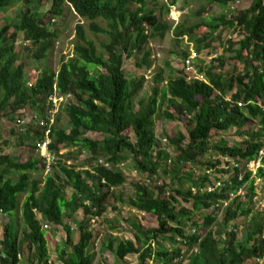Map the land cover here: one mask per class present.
<instances>
[{
	"label": "trees",
	"instance_id": "obj_1",
	"mask_svg": "<svg viewBox=\"0 0 264 264\" xmlns=\"http://www.w3.org/2000/svg\"><path fill=\"white\" fill-rule=\"evenodd\" d=\"M47 1L50 6L41 15L40 9ZM147 1L0 0V12L12 3H23L19 22L6 23L0 28V122L5 116L16 114L21 123L25 119L20 116L31 107L41 111L40 118L47 119L44 113L53 108L48 99L57 86L61 95H71L66 109L71 130L52 129L50 151L59 155L62 149L78 147L92 153L89 161H103L92 170H77L76 166L60 162L53 167V173L42 180L31 176L32 172L45 170L40 156L22 163L16 157L1 155L0 211L8 220L0 235V264L23 261L49 264L42 248L48 238L43 221L63 226L67 233L64 248L58 251L63 264H93L90 248L94 234L84 219L104 216L112 203L113 209H117L114 191L126 183V177L116 167L123 163L126 154L154 185L152 191L144 184H135L136 195L129 204L138 211L155 215L159 227L144 229V240L137 239L136 243L118 241L115 246L113 238L107 248L113 251L119 264H128L126 259L131 254L139 255L140 264H150L153 259V264H173L174 259L182 257L183 248L198 249L186 259V264H249L264 259V214L249 218L258 187L252 174L247 173L240 181L241 171L236 169L219 190H207V186L214 183L215 172L220 178L231 174L220 168L224 157L248 162L256 160L264 148V0H246L249 8L233 17L222 13L217 18H210L213 6L225 11L230 3L242 0H205L206 5L194 18L202 20L207 16L208 22L178 25L174 35L177 40L188 37L195 49L202 52L211 48L215 35H220L218 31L231 29L234 35L224 44L228 59L220 56L212 60L211 65L198 67L197 73L203 79L186 68L176 70L167 62L172 76L166 80L162 72L158 73L152 95L146 101H136L145 79L129 80L124 69L125 59L136 57L138 69H150L153 64L152 52L147 49L149 40L164 38L172 29L154 10L146 8ZM177 1L172 0L167 11ZM133 5L138 8L133 10ZM67 9L88 21L90 31L111 39L102 46L108 57L98 53L96 44L87 38L83 24H78L74 57L62 62L58 72L45 69L43 75L28 86L24 64L16 66L20 59V52L15 49L19 34L23 42L39 46L40 50L35 53L37 60H47L48 51L59 38L56 30L47 27L48 23L62 18ZM98 20L106 22L107 27L98 25ZM148 30L152 33L148 34ZM181 57L186 59L189 55L184 52ZM215 64L230 68L225 73L218 72ZM164 82L167 83L162 97L165 110L160 103L163 93L160 85ZM158 117L187 125V136L178 134L168 138L176 146L175 157L158 141ZM231 129L234 136L242 138L238 145L228 146L221 141L210 146L214 134ZM85 132L104 133L105 137L99 142L85 138ZM24 138L38 143L44 140V134L36 128L33 135L28 131ZM208 154H218L219 158L199 164ZM106 164L113 167L107 168ZM199 165L204 173L197 177ZM167 176L171 178L167 180ZM258 177L264 178V168ZM64 187L71 188L72 193L68 194ZM242 189L245 195L236 196L224 207L229 195H237ZM180 200L190 207L180 205ZM217 208L223 214L220 224L211 213L198 221L197 213ZM78 211L84 217L80 222L75 219ZM19 212L21 219L17 216ZM64 219L78 224L79 242H73L71 227L64 224ZM241 219L243 221L239 222ZM20 221L25 225L23 230ZM201 228H204L202 234L187 236V230L199 232ZM223 235L226 238H222ZM162 237L174 248H165ZM152 242H156V249L151 246ZM179 263L185 264L182 259Z\"/></svg>",
	"mask_w": 264,
	"mask_h": 264
},
{
	"label": "rangeland",
	"instance_id": "obj_2",
	"mask_svg": "<svg viewBox=\"0 0 264 264\" xmlns=\"http://www.w3.org/2000/svg\"><path fill=\"white\" fill-rule=\"evenodd\" d=\"M171 1L172 0L147 1L146 8L149 10H154L156 15H158L161 20L169 23L172 26L171 31H169L164 38L156 37L155 39L149 40L147 49L151 50L152 52V67L150 69H147L146 67L138 69L136 67V64L138 63V59L136 57H133L130 60L125 59L124 69L127 78L129 80H134L144 77L145 79L143 90L136 101L142 99L146 101L152 95V89L156 86L155 77L158 73L162 72L166 80L170 76H172L170 69L167 67V62H169L170 66L176 70H183L186 68L184 64L186 59L181 57L182 53L184 52L188 55H190L192 51L198 54V58L194 62L197 72L198 67H200L201 65L209 66L211 65L212 60H215L220 56L225 60H227L229 57V55L224 54V44H226V41L234 35L235 31L231 29L218 31L217 34H219L220 32V35H215L216 38L213 37L215 39L212 40L211 48L205 49L202 52H198L195 49V45L190 42V40H188V37L185 36L183 39L177 40L174 35V30L178 25L184 24V26H189L197 24L201 21L208 22L207 16H205L202 20L194 18L195 13H197L203 6L206 5L205 0H178L176 5L171 7V9L167 11V6H170ZM44 6V8L40 9L41 15L47 12L50 6V2L47 1V5ZM137 8L138 6L136 5L132 6L133 10H136ZM247 8H249V4L246 0L239 1L238 3H230L229 7L225 11L219 6L215 5L211 9L210 18H217L222 13H227L229 16L233 17L236 16L238 12ZM22 10L23 3L18 2L12 3L10 7L1 11L0 28H2L6 23L17 24L19 22V14L22 12ZM78 24H83L87 38L96 44V46L98 47V53L103 54L106 58L108 57L107 52L104 51V48L102 46L109 43L111 39L105 34H95L90 31V23L88 21L82 20L73 12V10L67 9L65 15L62 18H55L48 23L47 27H49L50 30H56L59 34V38L55 43L52 44L51 49L48 51L47 60H37L35 58V53L36 50H40L39 46L36 47L30 42H23L22 36L21 34H19V38L15 42V49L16 51L20 52V59L18 60L16 66L24 64L25 81L28 83V86L34 84L43 75L45 69H49L53 72H58L62 62H66L67 60L74 57V45L76 42V25ZM97 24L104 28L107 27V23L103 20H98ZM151 33L152 30H148V34ZM215 65L218 68V72L222 73H225L230 68L229 65H225V68H221L217 64ZM195 75L199 79H203V76L198 75V73H196ZM56 87L57 86H55V88ZM160 87L163 90L160 103L163 104L162 97L165 96L167 83H162ZM216 98L221 99L220 95H216ZM70 99V97H67L59 101L55 99L56 102L53 100L51 101L53 108L47 109L44 115H46V117L50 116L49 111L51 110V119H53V123H51L50 126L52 129H65L66 131L71 130V123L69 121L68 116L66 115V109ZM163 106V110H165L166 103H164ZM6 112L10 114V109H7ZM40 113L41 111L37 110L34 107L25 110V113L22 114L20 117L22 119H25L26 123H19L18 116H16V114H10L2 119V121L0 122V156H13L18 158L19 161L22 163L27 162L31 159L39 158L40 154H38V151L35 148L37 140H27L24 138V136L28 131H30L31 135H33V132L37 128L36 119L39 121L43 119L40 118ZM186 126L187 125H184L179 120L171 122L165 120L163 117H158L156 119V135L158 141L161 143V146L170 153L172 157H175L176 146L174 147V145L170 143L168 138L169 136L174 137L178 134L187 136L188 133ZM233 133L234 130L231 129L227 132L214 134L210 146L215 145L216 143H219L221 141H224L228 146L238 145L242 138L234 136ZM83 136H85V138H90L92 140L101 142L104 140L105 134L85 132ZM91 155V152L81 151L78 147L62 149L59 155L56 154V161L54 167L61 162L62 164H66L68 166H76L77 170H92L94 165L100 164L101 160L98 161V163L89 161ZM217 158H219L218 154H214V156L208 154L205 159H202L199 162V164H203L204 162H207L209 160H215ZM116 169L121 170V172L126 177V183L121 187L116 188L114 191L116 194V200H114V205L117 207V209H113L112 203V205L109 207V210L106 214H104V216L99 218L88 216L86 219H84L88 224L89 231L93 232L94 234L93 244L90 248V253L94 256L93 264H119L117 262L116 255L111 249L107 248L108 244L112 242L113 238L115 239V246L117 245L118 241L130 240L136 243L137 239H140L142 241L144 240V229H154L159 227V221L155 215L138 211L129 204L131 200L135 198L136 195L135 184H144L150 190L153 191V183L148 181V177L146 174L140 172L138 169L135 168V162L129 154L125 155V160L122 164L116 167ZM190 171L194 172V169L190 168ZM51 173H53V171ZM203 173L204 169L201 168V165L197 166V177L202 176ZM47 175H49V173H47L46 170H41L40 173L32 172L31 174L32 178H40L42 180H44ZM233 175L234 173L229 175H223L220 178L219 173L215 172L213 184H219L220 187L222 183L227 182ZM15 178L17 177L15 176ZM169 178L171 177L167 176V180H169ZM260 185L262 186L258 187V199L257 201L254 200V204L252 205L253 211L249 215V218H254L264 214L263 182ZM66 189L68 194L72 193L71 188ZM25 198L26 197L24 196L20 199V207H22ZM233 199L234 198L232 197V195H229L228 202H224V207H226L228 203H230ZM258 200L263 202V205L260 206V208L256 207V204L258 205ZM180 205L186 204L180 200ZM186 206L190 207V205L188 204ZM213 210H215V212H213ZM210 213L214 214V216L216 217V223L220 224L222 221L223 214L222 211L218 210V208L197 213L196 216L198 221H202L203 217L209 215ZM17 216L21 219L22 213L19 212ZM38 218L43 221V218L40 214H38ZM83 218L84 217L81 211H78L75 214V219L77 221L80 222ZM7 220V216H5L0 211V235L3 233V228ZM242 221L243 219H241L239 222ZM19 223L20 228L23 230L25 227L23 221H20ZM46 223L47 222L43 221L44 230L46 231L48 236L45 244L42 247L44 255L48 257L47 261L49 263L51 262L52 264H63V262L59 259L58 251L59 249L64 248V243L67 239V233L63 226L48 225ZM64 224H69V226L71 227L73 242H79L81 234L76 221H67L66 219H64ZM247 225L248 224H246L245 226ZM213 227L216 228L217 226L214 224ZM203 229L204 228L199 229L198 233L202 234ZM229 229L230 228H228V230ZM222 238L226 237L223 235ZM167 240V238H161L162 244L166 246L165 248H174ZM190 255L191 250H186V256L189 257ZM126 261L137 262L138 258H136L134 254H131L127 257ZM21 264L31 263L23 261ZM249 264L260 263L252 261Z\"/></svg>",
	"mask_w": 264,
	"mask_h": 264
},
{
	"label": "built area",
	"instance_id": "obj_3",
	"mask_svg": "<svg viewBox=\"0 0 264 264\" xmlns=\"http://www.w3.org/2000/svg\"><path fill=\"white\" fill-rule=\"evenodd\" d=\"M198 58V54L196 52H193L189 55L188 58H186L185 60V67L188 68L189 70L193 71L195 74L197 73V70L195 68V61L197 60ZM198 78V77H197ZM67 97H70L71 98V95H61L56 88H54V91L52 93V95H50L49 97V102L52 103L51 101H55V99H57V101L63 99V98H67ZM70 101V100H69ZM50 116L47 118V120L43 119V120H37L36 119V125L38 128H40L44 134V140L42 142H38L36 144V147H37V151H38V154H40L42 160H43V163H44V167H45V170L47 173H51L53 171V167H54V164H55V161H56V154L52 153L49 149V146L51 144V137H50V134H51V126L50 124L53 123V119H51V111H50ZM22 123H26L25 120L22 121ZM101 164H103V161H100ZM106 167L107 168H111L112 166L109 165V164H106ZM221 169L225 170L226 172H231L232 173H235V170L236 169H240L241 171V175L239 177V180L242 181L243 177L247 174V173H251L252 174V178H255L256 179V186L260 187L262 185H260L262 182L264 184V178L262 177H258V173L259 171L264 168V149L261 150L259 152V155L257 157L256 160H251V161H244V162H238V161H233V160H230L229 158L227 157H224L223 158V162H222V166L220 167ZM219 184L218 185H208L207 186V190L209 192L213 191L214 189H217L219 190ZM258 187L256 189V195H255V198L254 200L257 201L258 199ZM195 191V189H193ZM228 195V193H227ZM233 198H235L236 196H241L243 197L245 195V191L244 189L240 190L237 195H234V194H231ZM225 202V201H224ZM228 202V200L226 201V203ZM261 204V205H260ZM263 205V202L258 200V205L256 204V207L257 208H260V206ZM195 235H200V233H198V231L196 229H189L187 230V236H195ZM202 240V238L199 239V242ZM156 242H152L151 246L156 249ZM180 245V244H179ZM192 252H198V249L197 248H194L193 250H191V253ZM136 256V258H138V261H130L127 263L128 264H140L139 263V255L138 254H134ZM181 255L182 257L179 258V259H174V262L173 264H180V260L182 259L184 262L186 261V259L188 258L186 256V249L183 248L182 252H181ZM184 256V257H183ZM155 259H153L150 263L153 264ZM136 262V263H135ZM256 262L260 263V264H264V259H258ZM187 263V262H186ZM38 264V263H36ZM49 264H52L51 262ZM160 264H163L162 262Z\"/></svg>",
	"mask_w": 264,
	"mask_h": 264
},
{
	"label": "clouds",
	"instance_id": "obj_4",
	"mask_svg": "<svg viewBox=\"0 0 264 264\" xmlns=\"http://www.w3.org/2000/svg\"><path fill=\"white\" fill-rule=\"evenodd\" d=\"M48 101H49V99H48ZM50 103V102H49ZM39 118V117H38ZM48 118V117H47ZM44 119V118H43ZM43 119H41V120H43ZM45 120H47V119H45ZM38 128V127H37ZM40 129V128H39ZM40 131L42 132V130L40 129ZM43 133V132H42Z\"/></svg>",
	"mask_w": 264,
	"mask_h": 264
}]
</instances>
